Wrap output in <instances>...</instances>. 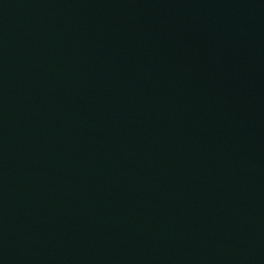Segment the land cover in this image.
<instances>
[{"label":"water","instance_id":"water-1","mask_svg":"<svg viewBox=\"0 0 264 264\" xmlns=\"http://www.w3.org/2000/svg\"><path fill=\"white\" fill-rule=\"evenodd\" d=\"M0 264H264V0H0Z\"/></svg>","mask_w":264,"mask_h":264}]
</instances>
